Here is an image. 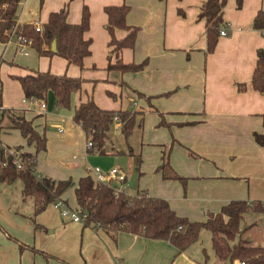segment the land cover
<instances>
[{"label":"crops","instance_id":"1","mask_svg":"<svg viewBox=\"0 0 264 264\" xmlns=\"http://www.w3.org/2000/svg\"><path fill=\"white\" fill-rule=\"evenodd\" d=\"M204 1H19L15 29L41 26L51 12L66 5L70 24L79 22L83 5L90 11V27L84 35L91 40L90 55L83 60V69L67 65L57 56L41 57L31 47L21 53L13 34L7 43H0L2 107L22 110L46 137L45 151L36 156L37 175L71 179L76 186L82 177L93 178L92 169L101 165L107 169L121 167V158L127 159V168L130 164L135 167L132 155L113 154L114 150H125L120 144L118 149L107 146L104 156L112 157L108 162H103L104 156L86 154L85 135L72 119L77 106L91 98L103 110L144 111L142 129L135 130L141 133L142 151L138 167L141 175L135 187L131 186L128 169L122 170L128 184L127 196L144 192L164 199L178 216L191 222L205 221L206 212H218L232 200H258L264 204V146H258L253 139V133L264 134V94L251 87L256 51L264 49V32L254 30L252 22L256 13L264 10V0H242L240 7L237 0H226L222 19L228 25L227 36H220L214 52L208 55L204 53V21L197 18ZM123 3L130 7L127 25L138 27L139 32L134 48L123 49L120 58L124 63L147 59V66L139 72L106 70L109 36L103 8ZM125 35V31L115 30L116 38ZM29 70L79 77L81 89L71 94L68 109L57 107L51 93L42 108L39 101L26 100L19 83L12 79ZM122 84L146 96L173 92L150 101L164 115L169 128L158 125L161 118L148 107L146 97H137ZM238 84H244L245 91H238ZM119 128L115 123L113 132ZM139 144L127 148L133 150ZM169 144L171 169L189 179L185 196L177 181L163 179L156 172L163 149ZM0 145L21 146V151L34 152L17 130L8 128L0 130ZM75 186L62 196L63 204L73 210L77 209ZM21 190L20 181L0 183V264H208L205 252L195 243L178 252L166 241L99 227L84 228L62 217L54 205L32 220V200L23 198ZM258 217L264 233V213ZM261 242L263 246L264 238ZM32 248L53 258L44 259Z\"/></svg>","mask_w":264,"mask_h":264},{"label":"trees","instance_id":"2","mask_svg":"<svg viewBox=\"0 0 264 264\" xmlns=\"http://www.w3.org/2000/svg\"><path fill=\"white\" fill-rule=\"evenodd\" d=\"M20 0H0V43H7L10 36L23 37L30 41L28 47L33 48L41 57L51 59L54 56L66 61L67 65L77 66L83 69V60L90 55L91 40L84 35L90 27V11L83 5L80 20L76 24L67 22V5L56 12H51L47 21L41 25L39 31L30 25L16 27V12ZM165 1V0H159ZM226 0H205L198 13V20L204 21L206 49L205 55L214 52L220 38L219 31L222 26V10ZM242 0H237L240 7ZM130 11L129 5L123 3L119 6H105L103 12L106 16L105 29L109 36L107 47V71L139 72L147 66V59L141 63H124L120 58L123 49H133L138 27L127 25L126 17ZM177 13L183 16L182 11ZM254 30L264 32V10H259L253 18ZM115 30H123L126 35L118 39ZM56 49L52 51V43ZM114 55L115 61L112 62ZM23 76H14L23 92L26 100H39L44 102L49 93L52 94L55 104L59 108L68 109L72 93L81 89L79 77H69L64 74H53L49 71L40 72L29 70ZM127 86L125 84H122ZM137 97H146L149 108L154 97H168L173 92H167L155 96L145 94L127 86ZM251 87L259 94H264V49L256 51L255 66L251 75ZM244 84H238L237 90L245 91ZM158 113L157 110L154 109ZM144 111L130 110H103L99 108L93 99L80 103L74 111L73 123L83 131L86 141V154L107 155V141L113 130L115 118L118 119L120 133L128 139L135 129H142ZM160 116L159 126L169 128L164 115ZM264 127V115L261 116ZM4 120L7 124L4 125ZM194 124V122L189 123ZM8 128L17 130L25 140L28 147L33 146L34 152L21 151V146L4 148L12 152H18V167L14 163V154H9L0 147V183L12 184L20 181L23 198H30L33 204L32 220L45 211L49 205L62 201L63 194L73 186L71 179L55 180L47 176H39L35 173L36 156L46 149V137L44 133L37 131L32 120L26 119L24 112L18 109H3L2 91L0 89V130ZM254 142L258 146H264V134L253 133ZM170 147H164L161 155V163L156 172L161 173L163 179L178 181L183 189H186L187 179L177 175L170 167ZM114 155H132L138 168L140 155L135 154L129 147L127 150H114ZM189 155L195 156L189 151ZM77 209L86 214L82 224L84 228L99 227L113 232H124L134 236H140L150 240L166 241L175 247L178 252L185 251L196 243L201 230L210 233L213 254L219 262L234 264H264V246H246L240 241L235 242L241 233L240 223L242 218L249 213L258 215L264 213V204L258 200L247 202L244 200H232L223 205L217 213L207 212L203 222H191L187 218L178 216L169 206L166 200L149 197L144 192H139L134 197L125 194L114 196L112 190L105 185H96L90 176L80 178L74 188ZM32 252L41 255L44 259L51 258L44 252L32 248ZM207 260H205V263Z\"/></svg>","mask_w":264,"mask_h":264},{"label":"rangeland","instance_id":"3","mask_svg":"<svg viewBox=\"0 0 264 264\" xmlns=\"http://www.w3.org/2000/svg\"><path fill=\"white\" fill-rule=\"evenodd\" d=\"M6 124H7V121L4 120V125H6ZM135 130H137V129H135ZM135 130H134V133L127 140L124 139V137L120 133V131L113 132V130H112L109 134V140L107 141L106 147L107 146H109L108 148H111V147L115 148L116 147L118 149L119 147L117 146V144H120L125 150H127L128 149L127 145H130V147L136 146L137 144H139L141 133H137L138 131H135ZM137 134H139V135H137ZM165 147H170V144L166 145ZM133 151L135 154L140 155V157H139L140 163L138 165V167H139L141 164V152H142L141 151V144H139L138 148L133 149ZM192 157H195V156H192ZM108 158L112 159V157L104 156L103 162H108L109 161ZM126 160L127 159H125V158H121L119 164L121 165L122 168L119 166H116V167L117 168L119 167V169L121 168L120 169L121 171L122 170L127 171V169H128V173L130 175L129 179H130L131 186L135 187L137 180H138V176H140L141 174L139 173V171H138L139 169L136 167V165H135V167L134 166L132 167L130 164L129 168H127ZM110 168H112V167H109L107 169V168H102V165L100 166V169H102L104 171L109 170ZM183 178H185V177H183ZM186 179H187V185H188L189 179L188 178H186ZM173 181H175V180H173ZM187 185H186L185 190L183 189V187L181 185L182 192H183L184 196L186 195V192H187ZM206 213H205V217H206ZM212 213H217V212H212ZM258 218H259L258 215H255L252 213L246 214L242 218L241 223H240L241 233H240L239 237L236 238L235 242L240 240V242L246 246H262L261 239L264 238V233H263V231L261 232V229L259 227ZM257 227H259V228H257ZM195 244L200 250L205 252L206 256L208 257V259H207L208 264H212V263L214 264V262H219L218 259H215L213 256V251H212V247H211V240H210V233L208 231L201 230V232L199 234V238ZM50 257L53 258L52 256H50ZM222 264H227V263L224 262Z\"/></svg>","mask_w":264,"mask_h":264},{"label":"built area","instance_id":"4","mask_svg":"<svg viewBox=\"0 0 264 264\" xmlns=\"http://www.w3.org/2000/svg\"><path fill=\"white\" fill-rule=\"evenodd\" d=\"M35 30L39 31L41 26L39 24H36ZM227 31H228V25L227 24H222L220 27L219 31V36H227ZM14 36V35H13ZM15 42L19 47V52L21 53H26V47L29 46L30 41H27L23 37H17L15 38ZM30 101V100H29ZM39 100H31V102H35ZM40 106L44 108V102L39 101ZM115 122H118V119L115 118ZM2 145H0L1 147ZM4 148V146H2ZM5 150L8 151L9 154H14V163L20 167L21 164L17 158L18 152H12L11 150H8L4 148ZM91 173L93 174V181L96 185H105L109 187L114 196H118L119 194H125L128 184L126 180L125 174L117 167H112L109 170H102L100 168H94L92 169ZM56 208H59L60 210V215L62 217H67L69 218L72 222H77L83 224L85 219H86V214L82 213L78 209H70L68 208L65 204H63L61 201H57L56 203L53 204ZM234 264H239L238 262H235ZM243 264V263H240Z\"/></svg>","mask_w":264,"mask_h":264},{"label":"water","instance_id":"5","mask_svg":"<svg viewBox=\"0 0 264 264\" xmlns=\"http://www.w3.org/2000/svg\"><path fill=\"white\" fill-rule=\"evenodd\" d=\"M51 49H52V51H55V49H56L55 42L52 43Z\"/></svg>","mask_w":264,"mask_h":264}]
</instances>
